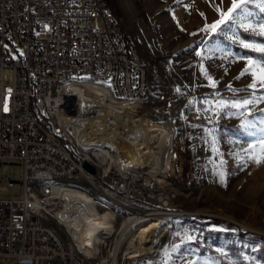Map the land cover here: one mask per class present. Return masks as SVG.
Wrapping results in <instances>:
<instances>
[{
    "label": "rangeland",
    "instance_id": "rangeland-1",
    "mask_svg": "<svg viewBox=\"0 0 264 264\" xmlns=\"http://www.w3.org/2000/svg\"><path fill=\"white\" fill-rule=\"evenodd\" d=\"M109 2L124 33L134 40L147 64L148 87L138 101L139 116L159 131L160 139L172 153L168 164L156 172L144 173L142 178L144 192L153 191L158 210L119 212L114 222L118 231L126 217L150 215L153 220L164 219L166 231L156 249L137 256H129L128 241L123 242L117 264H238L227 244L235 240L236 244L254 248L257 242L236 237V226L264 234V162L256 164L250 159L260 153L264 114L255 110L264 107V73L259 64L248 62L250 57L255 61L261 58L243 54L231 43L264 44V39L243 37L237 28L250 25L248 30L260 33L259 25L264 23L261 0H252L238 19L220 25L216 31L223 37L210 35L214 32L211 26L221 19L217 6L226 11L231 0ZM246 68L250 71L242 75ZM2 79L11 81L10 66L3 68ZM253 83L255 88L249 87ZM246 98L254 101L247 108L231 106ZM246 122L255 127L246 126ZM233 123L240 128L226 127ZM21 175L19 159L0 160L1 197L20 195ZM9 177L14 179V193L6 186ZM147 180L153 182L152 187ZM90 189L93 191L94 187L90 185ZM98 197L104 200L100 194ZM164 199L167 203L162 205ZM97 206L106 217L113 211ZM198 216L204 217L195 225ZM206 216L226 219L233 225L227 227L217 219H205ZM205 228H213L218 234L212 239L207 237L213 252L200 250L195 242L197 239L205 244L202 246L207 245L202 230ZM57 229L67 243L68 232L60 226ZM225 229H231L233 241ZM114 233L105 238L98 257H84L86 264H103L100 256H108L114 247ZM3 260L10 264L14 256ZM56 260L44 259L42 264H68Z\"/></svg>",
    "mask_w": 264,
    "mask_h": 264
},
{
    "label": "built area",
    "instance_id": "built-area-1",
    "mask_svg": "<svg viewBox=\"0 0 264 264\" xmlns=\"http://www.w3.org/2000/svg\"><path fill=\"white\" fill-rule=\"evenodd\" d=\"M5 66L10 82L2 79ZM69 79L98 82L120 100L146 95L147 64L109 0H0V160L22 165L20 195L0 196V264H8L5 256H14L10 264H86L49 202L55 181L84 188L115 214L158 210L143 173L121 159L116 125L100 130L96 108L79 110L76 93L59 90ZM80 115L92 124L80 125ZM6 186L15 192L13 178ZM57 226L68 232L67 243Z\"/></svg>",
    "mask_w": 264,
    "mask_h": 264
},
{
    "label": "bare ground",
    "instance_id": "bare-ground-1",
    "mask_svg": "<svg viewBox=\"0 0 264 264\" xmlns=\"http://www.w3.org/2000/svg\"><path fill=\"white\" fill-rule=\"evenodd\" d=\"M69 89L78 97L79 110L86 106L97 109L96 119L98 123H102L99 126L100 130H103L105 124L116 125L118 133L113 136V142L118 146L120 154L123 155L121 159L128 163L126 166L130 170L143 174L156 172L171 161V150L160 139L159 131L139 116L137 108L139 100L116 99L94 81L69 79L59 88L60 91ZM64 117L68 118V115ZM86 117L88 115H80V125L92 124L93 121ZM98 123L96 122V126ZM120 124L122 125L119 126ZM48 199L49 202L56 204L54 206L56 212L64 220L68 232L73 237L70 246L74 244L87 257H98L105 238L116 232L114 247L109 249L108 256H100L103 264H117L118 250L125 241H128L129 256H137L156 249L167 228L164 219L153 220L150 215L140 218L131 215L124 219L117 231L114 227L115 212L112 211L108 217L102 215L94 197L84 188L77 186L55 181L52 183Z\"/></svg>",
    "mask_w": 264,
    "mask_h": 264
},
{
    "label": "trees",
    "instance_id": "trees-1",
    "mask_svg": "<svg viewBox=\"0 0 264 264\" xmlns=\"http://www.w3.org/2000/svg\"><path fill=\"white\" fill-rule=\"evenodd\" d=\"M238 32L240 33V35H242L243 37H255L258 39H264V36L255 31V30H246V28H243L241 26H238ZM210 35L212 36H222L223 34L220 31H214L211 32ZM231 46L233 47V49L240 51L243 54H250L252 56H256L258 58L264 57V53H258L255 51H252L248 48H245L242 44L236 43V42H232ZM256 113H261L264 114V107L258 108L255 110ZM226 127L228 129H232L235 130L237 128H240V125L238 123H233V124H228L226 125ZM202 217L204 216H198L197 218L199 219L196 223L195 220V225H198V223L200 222V219H202ZM205 219H217L218 221L224 223L227 227L233 225V223L231 221H228L226 219H219V218H215L212 216H206ZM207 221V220H206ZM200 228H202V225L199 226ZM205 230L203 232V237L204 240L206 241L207 245L206 246H202L205 244H201V242H199L197 239H195V242L199 245L198 248L201 250H208L213 252V248L210 246V242L207 237H210L209 239H212L213 237H217V232L215 233V229L213 228H205L202 229ZM231 229H225V234L227 237H229L231 240L235 239V236L242 239H246L249 242L252 241H256L257 245L254 248H251L249 246H241L240 244H236V242L233 243H229L227 244L228 247V252L232 255H234V259L238 262V264H264V234H260L257 232H253V231H249V230H244L242 228H240L239 226H236V230H237V235H233L231 233H233L232 231H229ZM211 236H213L211 238ZM230 240V241H231ZM257 260V261H256Z\"/></svg>",
    "mask_w": 264,
    "mask_h": 264
},
{
    "label": "snow or ice",
    "instance_id": "snow-or-ice-1",
    "mask_svg": "<svg viewBox=\"0 0 264 264\" xmlns=\"http://www.w3.org/2000/svg\"><path fill=\"white\" fill-rule=\"evenodd\" d=\"M251 2L252 0H231V5L228 7L226 11L217 6L216 11L219 12L221 19L217 20L211 26L212 31H216L220 25L230 23L231 21L238 19L240 15L245 13V9L247 8L248 4ZM261 8L262 10H264V0H261ZM259 27H260V33L264 35V23H261ZM249 28H251L250 25L246 26V30ZM204 30L206 31L207 29ZM243 46L258 53H264V44L255 45L250 43H243ZM248 62L249 64H253V63L259 64V70L261 71V73H264V57H262L260 61H255L253 58L250 57ZM249 71L250 69L246 68L245 70H243L242 75L246 74ZM262 83H264V77H262ZM255 86H256L255 83L249 85V87L251 88H255ZM253 102H254L253 100L246 98L243 101L233 102L231 106L235 108H242V107L247 108V106ZM262 123H264V121H262ZM246 126L253 128L255 127L254 123L252 122H246ZM259 146H260L259 156L252 155L250 157V159H252L256 164H260L264 162V128L261 129V136L259 137ZM221 176H223V173H221ZM189 239H191V237H189Z\"/></svg>",
    "mask_w": 264,
    "mask_h": 264
},
{
    "label": "water",
    "instance_id": "water-1",
    "mask_svg": "<svg viewBox=\"0 0 264 264\" xmlns=\"http://www.w3.org/2000/svg\"><path fill=\"white\" fill-rule=\"evenodd\" d=\"M83 164L85 165V167L91 168V164L88 161L85 160Z\"/></svg>",
    "mask_w": 264,
    "mask_h": 264
},
{
    "label": "crops",
    "instance_id": "crops-1",
    "mask_svg": "<svg viewBox=\"0 0 264 264\" xmlns=\"http://www.w3.org/2000/svg\"><path fill=\"white\" fill-rule=\"evenodd\" d=\"M56 262H58V260H56Z\"/></svg>",
    "mask_w": 264,
    "mask_h": 264
}]
</instances>
